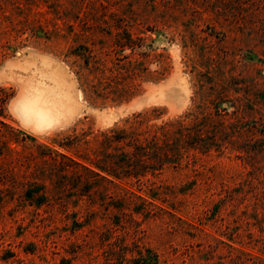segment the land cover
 <instances>
[{
    "label": "rangeland",
    "instance_id": "rangeland-1",
    "mask_svg": "<svg viewBox=\"0 0 264 264\" xmlns=\"http://www.w3.org/2000/svg\"><path fill=\"white\" fill-rule=\"evenodd\" d=\"M125 31L134 48L114 44ZM48 69L75 112L35 132L12 103ZM0 88V264H120V240L160 264H264V0H0ZM143 110L200 120L209 148L122 181L157 191L153 206L78 156L98 159L101 133Z\"/></svg>",
    "mask_w": 264,
    "mask_h": 264
},
{
    "label": "trees",
    "instance_id": "trees-1",
    "mask_svg": "<svg viewBox=\"0 0 264 264\" xmlns=\"http://www.w3.org/2000/svg\"><path fill=\"white\" fill-rule=\"evenodd\" d=\"M125 32L124 41L119 38L114 44L116 47L134 48L137 43L127 31ZM2 90L4 88H0V91ZM11 96L12 93L0 95V116L4 115V105ZM156 117L157 115H151L149 110L135 112L125 118L123 124H115L101 133L97 142L98 159L83 156L82 153L78 155L89 164L82 165L84 168H90L98 178L113 184L124 191L125 195L136 197L146 206H153L151 200L160 198L157 191L150 188L146 192V196L151 199L148 201L143 195L124 187L121 184L123 180H148L150 176L160 175L165 168L180 167L183 157L190 149L203 153L209 149L201 143L204 135L200 120L196 119L197 122L188 124L184 118L179 117L160 123L149 122L151 118ZM64 146L69 147L67 144ZM255 208L254 219L259 230L264 232V213H259L258 207ZM134 210L136 213L141 212L140 209ZM227 239L232 240V235H227ZM257 240L261 242V250L264 252V238L259 237ZM133 245L134 247H131L124 240H120L118 244L114 241L109 246L107 260L111 263L118 261L120 264H160L158 253L152 247ZM261 260L264 263V257H261Z\"/></svg>",
    "mask_w": 264,
    "mask_h": 264
},
{
    "label": "bare ground",
    "instance_id": "bare-ground-1",
    "mask_svg": "<svg viewBox=\"0 0 264 264\" xmlns=\"http://www.w3.org/2000/svg\"><path fill=\"white\" fill-rule=\"evenodd\" d=\"M59 81L57 71L48 69L35 80L23 82L24 94L15 104L12 103V110L17 112L25 128L43 132L67 122L73 116L75 112L73 104L69 96L61 90ZM138 102L136 99L119 108L129 107Z\"/></svg>",
    "mask_w": 264,
    "mask_h": 264
}]
</instances>
